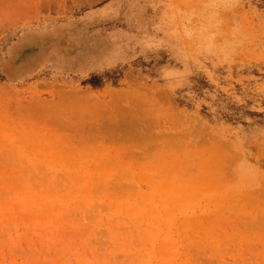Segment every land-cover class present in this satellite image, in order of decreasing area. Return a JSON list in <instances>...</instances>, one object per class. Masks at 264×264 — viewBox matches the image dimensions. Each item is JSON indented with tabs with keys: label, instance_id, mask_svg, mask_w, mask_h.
<instances>
[{
	"label": "rangeland",
	"instance_id": "obj_1",
	"mask_svg": "<svg viewBox=\"0 0 264 264\" xmlns=\"http://www.w3.org/2000/svg\"><path fill=\"white\" fill-rule=\"evenodd\" d=\"M0 264H264V0H0Z\"/></svg>",
	"mask_w": 264,
	"mask_h": 264
},
{
	"label": "bare ground",
	"instance_id": "obj_2",
	"mask_svg": "<svg viewBox=\"0 0 264 264\" xmlns=\"http://www.w3.org/2000/svg\"><path fill=\"white\" fill-rule=\"evenodd\" d=\"M105 129V130H104ZM107 129H112V130H114V129H116L114 126H109V127H103V126H101V125H95V126H93V128H91L90 129V131H87V132H85L84 131V133L86 134V135H88V136H94L95 138H96V144L98 145V146H105V144H106V140H101V141H98V139H99V137H104L105 135H106V130ZM113 140L114 142H117V143H120L121 142V138H119V137H117V136H113V137H111V138H109V139H107V140ZM88 147H90V144H89V142L87 141V142H85V143H83V144H80L79 145V148H81V149H86V148H88Z\"/></svg>",
	"mask_w": 264,
	"mask_h": 264
}]
</instances>
